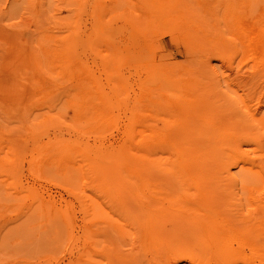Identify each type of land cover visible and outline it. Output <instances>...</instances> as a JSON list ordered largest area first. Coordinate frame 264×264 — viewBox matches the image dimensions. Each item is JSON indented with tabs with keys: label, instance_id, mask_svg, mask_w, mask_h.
Listing matches in <instances>:
<instances>
[{
	"label": "rangeland",
	"instance_id": "rangeland-1",
	"mask_svg": "<svg viewBox=\"0 0 264 264\" xmlns=\"http://www.w3.org/2000/svg\"><path fill=\"white\" fill-rule=\"evenodd\" d=\"M211 1L219 2L223 44L232 50L226 9L237 1ZM202 2L0 0V264H190L185 259L173 263L167 248L151 244L140 245L139 259L131 258L142 243L141 228L130 212L137 203L110 197L104 188L118 172L128 173L123 148L132 135L141 128L158 138L168 135L178 117L164 105L171 97L159 74L177 64L198 66L189 58L200 55L201 41H189L185 23L198 22ZM246 54L240 49L230 62L212 60L219 75L213 99L223 91L237 98L246 92L238 86L250 72ZM227 97L220 102L225 106L216 104L224 113L221 118L235 116L228 107L233 99ZM154 102L163 103L157 106L161 110ZM162 106L173 116H166ZM224 132L222 128L219 134ZM219 147L222 155L227 152L225 141ZM260 147L264 150V144ZM156 155L170 166L168 145ZM231 171L256 177L238 167ZM167 176L165 170L147 188L133 187L144 195L142 202L153 199L156 211H178L177 192L195 190L187 183H165ZM89 177L100 183L99 190ZM230 190L225 181L213 187L219 207L226 199L233 202ZM242 202L245 212L250 204L245 198ZM207 260L226 264L230 258ZM250 264L261 262L254 258Z\"/></svg>",
	"mask_w": 264,
	"mask_h": 264
},
{
	"label": "bare ground",
	"instance_id": "bare-ground-1",
	"mask_svg": "<svg viewBox=\"0 0 264 264\" xmlns=\"http://www.w3.org/2000/svg\"><path fill=\"white\" fill-rule=\"evenodd\" d=\"M236 1L237 4H229L226 9L232 30V50L223 44L225 36L219 21V2L213 4L211 0H203L198 22L185 23L189 28V41L203 43L198 44L200 55L195 53L189 58L197 61L198 66L180 67L177 64L178 68L174 69L173 65L159 74L171 97L164 105L173 107L171 109L178 117L172 120L168 135L162 133L158 138L156 133L145 128L140 129L139 135H132L123 148L122 164L126 165L128 173L120 176L118 170H113L118 174L104 188L110 197L120 196L137 203L135 210L130 212L134 213L141 228L142 243L137 244L133 256L128 255L131 258L139 259L140 245L151 244L167 248V258L173 259V263L185 259L190 264H209L207 259L218 260L219 256H224L230 258L226 264H250L254 258L264 264V197L261 196L264 194V150L260 147L264 144V111L259 104L264 99V4H259L260 0ZM240 49L247 53L245 60L249 62L247 70L250 72L238 84L246 92L237 98L223 91L224 95L213 99L219 86V75L212 60L230 62L231 56L238 54ZM228 81L225 87H229ZM176 87L181 91L175 90ZM227 94L233 99L228 107L235 116L221 118L224 113L216 104L219 102L218 108L225 106L220 102ZM154 104L156 108L163 103ZM166 111L164 109L166 116L173 114L168 115L170 109ZM222 128L225 132L220 135ZM222 141L227 147L223 155L219 147ZM166 145L171 159L169 167L159 162L156 155L157 150ZM232 167L256 177L251 180L238 177L231 171ZM165 170L168 171L165 183L177 186L187 183L195 187L189 195L184 194L185 191L177 192L180 205L178 211L166 209L170 213L164 209L156 211L153 199L148 198L152 200L151 204L148 200L142 202L144 195L140 196L133 188L134 185L147 188ZM88 180L100 189L95 177ZM221 181L231 186L227 195L232 196L233 202L226 199L219 207V194L213 192V187ZM234 198L237 201L234 202ZM243 198L250 204L245 212ZM231 240L236 241L235 247L231 246Z\"/></svg>",
	"mask_w": 264,
	"mask_h": 264
}]
</instances>
